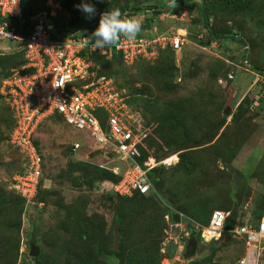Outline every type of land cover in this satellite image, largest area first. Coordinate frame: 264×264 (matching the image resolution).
Returning a JSON list of instances; mask_svg holds the SVG:
<instances>
[{"label":"rangeland","instance_id":"rangeland-1","mask_svg":"<svg viewBox=\"0 0 264 264\" xmlns=\"http://www.w3.org/2000/svg\"><path fill=\"white\" fill-rule=\"evenodd\" d=\"M60 1L50 22L81 24V0ZM86 2L101 13L141 5L147 8L137 17L141 27L155 18L171 34L181 28V50L166 49L133 64L87 52L93 70L111 80L108 88L118 102L112 101L113 108L124 117L133 108L150 124L145 163L155 169L159 195L112 193L134 164L109 157L84 130L51 117L36 134L44 152L43 177L32 202L23 203L10 188L23 170L24 152L15 147L23 116H13L2 94L7 85L24 88V76L11 73L24 58L21 45L0 42V264H237L245 252L240 236L199 238L190 257L185 248L191 229L198 234L213 209L229 210L240 220L248 212L253 221L256 211H264V0ZM41 5L42 0L32 1L31 10ZM209 27L237 36L216 39ZM10 91L24 95L23 89ZM96 93L93 107L106 119L107 107L99 106L105 100ZM111 173L116 179H107ZM166 205L181 215L179 225L165 218ZM173 242L183 249L172 253ZM30 243L39 247L36 262Z\"/></svg>","mask_w":264,"mask_h":264},{"label":"built area","instance_id":"built-area-1","mask_svg":"<svg viewBox=\"0 0 264 264\" xmlns=\"http://www.w3.org/2000/svg\"><path fill=\"white\" fill-rule=\"evenodd\" d=\"M46 5L49 10L34 15L29 34L24 35L21 28L25 19L20 20V27L16 31L14 23L8 18L21 13L20 0H0V41L12 40L21 45L18 52H22L25 60L21 67L11 70L14 78L24 76V88L18 84L7 85L6 94H2L8 98L6 100L15 117L19 114L23 116V121L17 124L20 131L28 133L20 135V140L16 142L24 150L26 161L23 171L13 177L10 188L19 192L28 202L35 196L42 175V157L32 142L31 133L47 116L57 114L66 124L84 130L97 144L105 146L109 157L134 164V169L121 177L114 191L123 195L135 191L142 194L152 191L153 185L148 174L150 165L144 162L145 166H142L141 163V146L145 145L149 127L146 123L144 125L135 109L127 110L125 105V113L128 114L124 117L119 108H113V104L118 102H115V93L108 88L111 80L105 75H97L87 58L94 51L109 56L115 52L122 56L125 63L133 64L140 58H151L167 47L181 49L185 43L183 35L179 30L171 34L167 31L158 32L156 27H152L138 33L134 40L121 36L114 46L96 48L90 42L88 33L80 31L63 35L57 32L50 21L56 15L59 2L46 0ZM83 50L89 54L82 55ZM11 88L18 91L23 89L24 95L10 91ZM93 88L96 90L94 93V90L91 91ZM96 92L105 100L99 106L107 107L110 114L105 121L101 120L93 107L92 98L97 96ZM78 145L74 143V147ZM111 171L118 174L116 168ZM247 214L244 213L241 220L237 219L227 229L230 212L214 209L201 235L208 241L219 240L224 233L240 236L245 252L238 264H264V213L258 221H253ZM166 218L169 219V215Z\"/></svg>","mask_w":264,"mask_h":264},{"label":"clouds","instance_id":"clouds-1","mask_svg":"<svg viewBox=\"0 0 264 264\" xmlns=\"http://www.w3.org/2000/svg\"><path fill=\"white\" fill-rule=\"evenodd\" d=\"M58 2H61L60 0H58ZM61 4V3H60ZM45 5H46V0H45ZM47 6V5H46ZM48 7V6H47ZM49 8V7H48ZM77 8L80 12H82L85 16V18L87 19H91L92 17H94L96 15V9L95 7L92 5L91 2H86V0H81L80 4L77 5ZM42 12V11H41ZM40 13V12H39ZM38 14V13H37ZM36 15V14H34ZM33 15V16H34ZM32 16V18H33ZM139 15L137 16H124L121 11L117 8H112V9H107L106 11H103L102 13H100L99 15V18H98V21H97V24H96V27L93 29V31L91 32V37H90V42L94 44V46L96 48H105V47H109V46H114L118 40L120 39L121 36L129 39V40H134L137 36L138 33H142L146 28H152V27H156L157 28V31L158 32H164V31H167L169 32V29H162L161 27H159L155 22L152 24V25H149L147 26L146 23H144V25H142L141 27V21L137 19ZM55 17V16H54ZM52 17V18H54ZM51 18V19H52ZM54 23V22H53ZM55 26V25H54ZM143 28V30H142ZM55 29L57 30L56 26H55ZM178 30H181V28H177ZM177 30V31H178ZM183 30V29H182ZM175 31V32H177ZM58 32V30H57ZM174 32V33H175ZM23 34V33H22ZM12 41V40H10ZM0 42H3V41H0ZM2 46V45H0ZM167 48H170V47H167ZM167 48L165 49H162L160 50L159 53L165 51ZM172 49V48H171ZM182 49V48H181ZM180 49V50H181ZM173 50V49H172ZM100 52V51H99ZM101 53V52H100ZM7 54H9V52H7ZM119 55V57L122 58V56L119 54V53H112L111 56H109L108 54L107 57L108 58H111L113 55ZM123 60V58H122ZM124 61V60H123ZM263 93H264V89H263ZM11 111V110H10ZM13 113V111H11ZM97 115L101 118L102 121H105V119L99 114V112H97ZM13 116L15 117V114L13 113ZM51 117H57L58 119H62V117H60L59 115L57 114H54V115H50V116H47L41 123H39V125L37 126L36 129H34V131L31 133V139H32V142L34 144V146L37 148V150L40 152V155L42 157V175H41V178L39 180V184L38 186L40 185V182H41V179L43 177V164L45 163V160H44V152L42 150V147H41V144L37 141L36 139V134L39 130V128L44 124V122L46 120H48L49 118ZM64 122V121H63ZM13 123V122H12ZM17 124V123H15ZM66 124V123H65ZM147 124V123H146ZM68 125V124H66ZM147 126L149 127L150 124H147ZM19 132V131H18ZM149 134H152V128L149 129ZM148 134V135H149ZM20 135H28L27 131H23L21 130V134ZM145 146V145H144ZM18 148V151H23L24 150L19 146V144H16V146ZM70 147L72 149H76L77 147H74V142L70 144ZM149 155V154H148ZM147 155V156H148ZM145 156V157H147ZM25 161H26V156H25V152H24V157H23V169L25 168ZM21 171L23 170H20L17 174H19ZM150 171V170H149ZM15 174L14 177L17 175ZM13 180V179H12ZM11 180V181H12ZM12 189V188H11ZM154 189V187H153ZM14 190V189H12ZM38 192V188H37V191H36V194ZM151 192V191H150ZM35 194V195H36ZM142 194V193H141ZM147 194V193H146ZM144 194V195H146ZM22 196V195H21ZM22 198L24 200H26V198L24 196H22ZM33 200V199H32ZM32 200L30 202H32ZM27 201V200H26ZM223 210V209H222ZM227 211V210H225ZM173 212V211H172ZM170 213L169 212V219L167 220H171V222H173V213ZM181 217V215H180ZM211 217V216H210ZM261 219V218H260ZM259 219V220H260ZM181 221V220H180ZM210 221V219H209ZM174 222H176L174 220ZM180 222H176V225H179ZM209 224V222L207 223V225ZM207 225H205L204 227H206ZM202 231V230H201ZM201 231L198 232V234H200V239L202 241H207V242H217L218 240H205L203 239L202 235H201ZM198 234H196V238H197V242H198ZM226 233H224L225 235ZM230 234V233H228ZM232 235V234H231ZM223 237V235H222ZM236 237V236H235ZM174 244H171L170 246L172 245H175L177 250H176V253L179 252V250H182L183 249V245H180L179 243L177 242H173ZM188 243V241H187ZM31 244V243H30ZM244 245V243H243ZM114 249V248H113ZM116 250V249H114ZM196 253V252H195ZM193 256V255H192ZM239 260V259H238ZM238 260H237V264H238Z\"/></svg>","mask_w":264,"mask_h":264},{"label":"trees","instance_id":"trees-1","mask_svg":"<svg viewBox=\"0 0 264 264\" xmlns=\"http://www.w3.org/2000/svg\"><path fill=\"white\" fill-rule=\"evenodd\" d=\"M32 1L34 0H20V9H21V13L16 15V16H10L8 17L11 22L14 23V29L17 31L19 29V25H20V20L21 19H25L24 23L22 24L23 27L21 28V33H23L24 35H28L29 34V29L31 27V25L34 23L33 19H32V16L34 14H37L43 10H49V8L45 5V0H42L43 2V5H41V7L39 6L37 9L35 10H31V4H32ZM201 11H202V15L205 16V22L209 25L208 23V16L207 14L205 13V10H204V6H202L201 4ZM147 8L146 7H143L141 5H129V6H123L120 11L121 13L124 15V16H137L139 15L140 13H142L143 11H146ZM105 11V10H103ZM101 13V10H96V15L94 17H92L91 19H87L85 18L84 15H82L80 17V21H81V24H77V23H70L68 26L67 25H62L61 22L59 21H54V25L56 26L57 30L59 33L63 34V35H69V34H72V33H77V32H82V33H88V35L91 37V32L93 31V29L96 27V24H97V21H98V18H99V15ZM156 14H159V11H156ZM2 20H4L5 18H2ZM155 22V18H149L148 21L146 22L147 26L149 25H152L153 23ZM210 29V33L211 35L218 39V38H225V39H228V38H232L234 36H237L236 34H232L230 35L229 33H216L214 30H212L211 27H209ZM82 35V34H80ZM247 48L249 47V44H246ZM169 51H171L172 49L171 48H167ZM171 49V50H170ZM87 50H83L81 52L82 55L84 54H87ZM91 54H93V56L95 55H99L100 52L99 51H94L92 52ZM117 55V54H115ZM119 56V55H117ZM107 57V55H106ZM108 58V57H107ZM109 59V58H108ZM122 60V59H121ZM25 60L24 59H21V61H19L18 65L22 64ZM256 70H257V67H254ZM93 69V68H92ZM97 75H106L104 72H97ZM262 73L264 74V70L262 71ZM264 89V88H263ZM264 99V98H262ZM261 103H263V101H261ZM142 148V152H143V156H142V159H141V163H142V166H145L144 165V160L146 159L145 156L148 155V153H146V148L147 146H144L142 145L141 146ZM45 168V163L43 164V169ZM149 174V177H150V180L152 182V185L154 187V189L150 192L154 195L157 194V190H158V186L157 184L159 185V179L156 177V172H155V169H152L148 172ZM107 179H116L115 176L111 173V178H107ZM157 186V187H156ZM112 193H116V191L112 190ZM140 194V195H144V194H141L140 192L136 191V192H133V194ZM132 194V195H133ZM159 195V194H157ZM146 196V195H144ZM21 200L23 201L24 203V199L22 198L21 196ZM165 206V204H164ZM167 206V205H166ZM168 207V206H167ZM171 207H168L167 212L171 213L172 212V209H170ZM214 210V209H213ZM212 210V211H213ZM212 211L210 212V215L208 217V222H209V219H210V216H211V213ZM264 211L261 210V211H256L255 212V215L257 216V221L262 217ZM240 215L237 216H229L227 218V222H226V228H230L232 227L236 222H237V219L239 218ZM198 237L200 238V234H198ZM110 254H113V261L117 258V254H118V251H114V250H111L110 251ZM34 258V262H36V260H38V257L37 256H33ZM190 264H195V261H192L190 262Z\"/></svg>","mask_w":264,"mask_h":264},{"label":"water","instance_id":"water-1","mask_svg":"<svg viewBox=\"0 0 264 264\" xmlns=\"http://www.w3.org/2000/svg\"><path fill=\"white\" fill-rule=\"evenodd\" d=\"M173 219L176 221V222H180L181 220V217H180V214L178 212H174L173 213ZM196 234H197V231L195 229H191V237L190 239L188 240V245L186 246V256L187 257H190L192 255L195 254L196 252V248H197V239H196ZM119 234L116 233L115 234V239H114V249H116L118 247V242H119ZM170 250L172 253H176V246L175 245H172L170 246ZM39 252V247L33 243L30 244V255L31 256H37Z\"/></svg>","mask_w":264,"mask_h":264},{"label":"crops","instance_id":"crops-1","mask_svg":"<svg viewBox=\"0 0 264 264\" xmlns=\"http://www.w3.org/2000/svg\"><path fill=\"white\" fill-rule=\"evenodd\" d=\"M227 211H229V210H227Z\"/></svg>","mask_w":264,"mask_h":264}]
</instances>
